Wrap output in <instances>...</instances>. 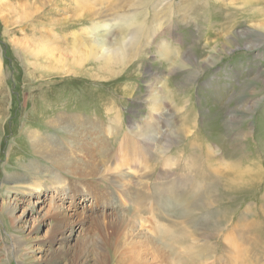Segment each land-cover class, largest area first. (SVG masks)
<instances>
[{"label":"rangeland","instance_id":"obj_1","mask_svg":"<svg viewBox=\"0 0 264 264\" xmlns=\"http://www.w3.org/2000/svg\"><path fill=\"white\" fill-rule=\"evenodd\" d=\"M16 1L29 16H0V264H264V0H125L149 44L113 71L63 72L13 37L69 40L73 0ZM111 153L122 165L101 164Z\"/></svg>","mask_w":264,"mask_h":264},{"label":"bare ground","instance_id":"obj_2","mask_svg":"<svg viewBox=\"0 0 264 264\" xmlns=\"http://www.w3.org/2000/svg\"><path fill=\"white\" fill-rule=\"evenodd\" d=\"M76 1H78L79 3H77ZM73 2H74V6L71 7V10H66L65 12L66 15L64 16L63 19L65 21L70 18H72L73 21L78 20L77 24L80 25L81 28L78 29L79 32H76L75 30L73 32H70L68 30V33L70 36L69 40H67V38H62L61 40L60 39L58 40L55 36L56 34H54V30L53 32H51L47 29V27H41L40 32L36 30V33H39V35L37 36L27 35L22 30V33L17 38L15 36L13 37L14 38L13 42L15 41V45L23 53H25V55H29L34 59H38V57H40L41 59L44 60L45 63H47L48 67H53L52 70L63 72L67 70L69 66H72L74 68H81L83 64L86 65L85 63H88V62H95V64L97 63L98 65H101L99 69H104V70L107 68L108 65L112 64L111 68L108 70L113 71L116 65L118 68H120V67H124L126 64H128V62H131V60L134 57H136L145 48V46L149 44L148 42L146 45H144L142 42V34L146 29L143 21H138L135 17L136 16L135 14L134 15L130 13L128 14V12L121 11L127 8L126 6L127 4L128 6L130 5L138 6L137 1H133V2L129 1L127 3V1L121 0V2H116L115 5H111L108 10H113V13H112L113 15L110 16L109 18L108 17H98L96 15V14H99L98 11L100 10V8H96L94 4H97L99 7H101L104 0H73ZM91 4H93L92 11L88 9L90 6H92ZM25 5H26V1H24L23 3L22 1L21 2L16 1L14 4L12 3V5H10L7 2V0H0V16L2 17L3 20H5L6 15L11 11L19 17L25 16L26 18L27 16L30 15L29 14L30 12L25 11L26 10L24 7ZM108 10L105 9L103 12H108ZM115 10H117L118 15H116ZM213 10H215L214 7H213ZM68 11H72V13L74 14L73 15L74 17L73 16L70 17L69 15H67ZM92 12L93 13L96 12V14L95 13L91 14ZM153 13L155 15L157 12L154 11ZM84 21L85 23L82 25ZM153 21L159 24L158 22L159 17H155ZM9 23L10 22H8V24ZM256 26L260 27L258 23L256 24ZM262 28H264L263 25H262ZM46 32H49L50 35L46 36L45 35ZM61 33L64 34L65 31L61 29ZM149 38H151V36H149ZM160 44L161 46L158 48V53H160L161 55H163L164 57L168 59L170 57L171 52L167 50L166 48H164V45H162L163 43L160 42ZM176 61L177 59L173 63H175ZM0 76H1V62H0ZM150 90L151 91L148 92L149 95L147 98L148 103H149V109L158 108L159 110L161 102H163L162 100L164 99L163 96H165V93H162V91H160L161 88H159L157 92H154L153 88H151ZM117 120L118 119H115L113 122L116 123ZM144 126H145L144 129L140 128L142 131L140 132L145 136L144 139L139 142V144L141 143L140 144L141 146H145L148 144V141L150 140L148 134L152 127L151 123L144 125ZM239 131H241V129ZM135 133L137 132L135 131L134 135ZM28 135L33 136L35 138V134H33V131H31ZM247 135L244 133H240L236 137V139L239 138L238 139L239 141L237 143V147L239 149V155L237 157L238 160H236L237 167L236 168L234 167L235 171L230 170L229 171L230 173H232V171H234L236 175H240L241 173V171H239V166H240L239 164L246 157L247 148L245 147V143L243 139L246 138ZM250 137H251V134L249 132V140H252V138ZM146 138H148L149 140L147 141ZM217 138L218 140H221L219 137ZM245 141L247 142V140ZM215 142L220 145V142L217 141V139ZM40 149L42 150V152L44 151L43 147L41 148V146H40ZM98 149H100V147H98ZM104 149L105 148H103V150ZM46 153L52 154L50 151L48 152L47 150H46ZM113 154L111 153L108 158L105 157L104 159H102L101 164L102 162L111 163L112 161L117 159L118 161L120 160L121 162L119 164L116 163L115 167H117V165H122L121 157H117V156L115 157V155ZM225 156L229 157V152L226 153ZM216 167L226 172L228 171V168H230V163L229 162L225 163L222 160L219 163V165H217ZM237 168L238 170L236 171ZM30 183L31 184H30L29 190L31 191H29L27 194H35L38 191H41V188H40L41 186L39 182L31 181ZM164 246H165V241H163L162 238L159 239L158 247L155 250L156 256L154 259L160 260L161 263L163 261L162 255L164 253L163 251ZM17 248H19V246Z\"/></svg>","mask_w":264,"mask_h":264}]
</instances>
